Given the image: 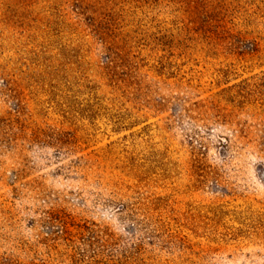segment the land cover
Masks as SVG:
<instances>
[{
    "label": "rangeland",
    "instance_id": "rangeland-1",
    "mask_svg": "<svg viewBox=\"0 0 264 264\" xmlns=\"http://www.w3.org/2000/svg\"><path fill=\"white\" fill-rule=\"evenodd\" d=\"M0 264H264V0H0Z\"/></svg>",
    "mask_w": 264,
    "mask_h": 264
}]
</instances>
